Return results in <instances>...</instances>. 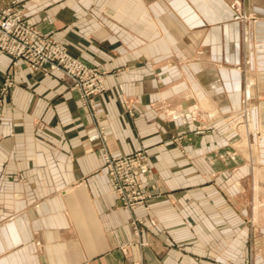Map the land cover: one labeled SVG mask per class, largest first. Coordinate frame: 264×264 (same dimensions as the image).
<instances>
[{
    "label": "crops",
    "instance_id": "0c3cea01",
    "mask_svg": "<svg viewBox=\"0 0 264 264\" xmlns=\"http://www.w3.org/2000/svg\"><path fill=\"white\" fill-rule=\"evenodd\" d=\"M15 1L105 72V147L145 149L142 182L163 195L124 207L69 80L0 52V264H264V0H240L243 22L231 0ZM242 113L251 161L230 128ZM148 216L142 246L131 221Z\"/></svg>",
    "mask_w": 264,
    "mask_h": 264
},
{
    "label": "built area",
    "instance_id": "2783aa9c",
    "mask_svg": "<svg viewBox=\"0 0 264 264\" xmlns=\"http://www.w3.org/2000/svg\"><path fill=\"white\" fill-rule=\"evenodd\" d=\"M230 6L234 9L239 7L234 6L233 3ZM0 52L12 59L23 60L32 69L42 70L43 74L47 76L54 71L62 73L79 89L81 97L86 101L102 89L99 81H96L97 78L91 80L90 83L85 80L90 70L79 60L70 56L53 40L43 38L37 28L23 21L18 11L4 10L1 7ZM100 81L102 82L101 79ZM10 84L9 78L6 77L2 87L3 93L6 92ZM86 104L92 105L91 99ZM95 114L97 113L95 112ZM88 140L100 143L104 170L109 177L111 188L121 204L128 209L138 206L147 208L151 195L144 189L142 182V177L150 171L147 154L135 152L114 155L104 145L105 133L102 128L93 131ZM131 223L133 241L142 246L148 245L146 240L141 239V232L143 227L145 230H149L154 226V220L151 219L148 226H143V219L134 217ZM120 248L124 250L123 246Z\"/></svg>",
    "mask_w": 264,
    "mask_h": 264
},
{
    "label": "rangeland",
    "instance_id": "374dc122",
    "mask_svg": "<svg viewBox=\"0 0 264 264\" xmlns=\"http://www.w3.org/2000/svg\"><path fill=\"white\" fill-rule=\"evenodd\" d=\"M10 3H11V5L10 6H2V5H0V7L2 8V9H4V10H12V11H18L20 14H21V17H22V19H23V21L24 22H26V23H29V22H27L25 19H24V16H23V9L22 8H20V7H18L17 6V4H16V1L15 0H11L10 1ZM234 4V6L235 5H237V6H239V7H237L236 9H234V8H231V6H230V4ZM229 9L231 10V12H232V18H233V20L234 21H237V22H243V21H245V20H247V19H249V18H251L252 17V15H249V14H251V11H249L248 9H246L245 8V6H244V2L243 1H240V0H231L230 2H229ZM235 10H236V12H235ZM29 24H31L34 28H37L38 29V31L40 32V35L43 37V38H47V39H50V40H53V42L54 43H56V44H58L61 48H63L67 53H68V51H67V49L64 47V46H62L61 44H60V42L59 41H57L56 39H54L52 36H50V35H47V34H45V33H43V32H41L40 31V29L37 27V25H35V24H32V23H29ZM69 54V53H68ZM70 56H72L71 54H69ZM74 59H76V60H79L84 66H86V68H88L89 70H90V73H88V75H87V77H86V81H88V83H90L91 82V80H93L94 78H97V80L96 81H99V84L101 85V87H102V89L99 91V92H97L96 94H94L93 96H92V98H90L91 99V101H92V105L91 104H86V102L87 101H89V100H87L86 101V99L85 98H82L81 97V93H80V91H79V89L77 88V87H75V85L72 83V81L68 78V77H66L65 75H63L62 73H60V72H58V71H54V72H52L50 75H52V74H54V73H58V74H60L61 76H63L64 78H66V79H68L69 80V82H70V86H71V88L73 89V90H75L76 92H77V100H78V103H79V105H80V107L85 111V113H86V115H87V117L88 118H90L91 120H92V122H93V131H96L97 129H99V128H102L103 129V132L106 134V132H105V128H104V126L103 125H101L100 124V121L98 120V118H97V114H95V112L97 113V111H98V104H97V100H96V97L97 96H99V95H101V94H103L104 92H105V90H106V88H105V85H104V76H105V72L101 69V68H99L98 66H90V65H87V64H85L83 61H81L79 58H77V57H75V56H72ZM13 60H20V59H13ZM21 61H23V60H21ZM24 62V61H23ZM30 67V66H29ZM31 68V67H30ZM237 68H238V66H237ZM34 70V69H33ZM38 71H40V72H42V70H38ZM43 73V72H42ZM44 76H47V75H45V74H43ZM100 77V79L102 80V82L100 81V79H99V77ZM7 78H9L8 76H6ZM9 80H10V78H9ZM10 82H11V80H10ZM101 82V83H100ZM8 89V88H7ZM5 93H7V90H6V92ZM90 110V111H89ZM94 110V111H93ZM128 112H130L131 113V111L130 110H128ZM240 117H242V121L244 122V123H246V121H245V119H246V116H245V114H241V116ZM240 117H238L237 119H235V120H233V121H230V128L232 129V131H233V134H240L239 133V131H238V129H237V126H239L241 123V121L239 120V118ZM207 130V126L206 125H201V126H199V128H197L196 130H194V133H196V134H199V133H203V132H205ZM92 131V132H93ZM240 136H242V135H240ZM89 137V136H88ZM88 137H87V139H88ZM232 138V137H231ZM246 137H241V142H240V144L241 145H247V144H249V142L247 143H244V139H245ZM105 140H106V136H105ZM105 140H104V145L106 144L105 143ZM90 141V140H89ZM251 141V140H250ZM239 144V145H240ZM250 144H252V141L250 142ZM98 145H100V143L98 142ZM100 148V147H99ZM249 149H251V148H249V145L246 147V150H249ZM100 150H101V148H100ZM101 152H102V150H101ZM135 152H145L146 154H147V156H148V153L146 152V150L145 149H140V150H135V151H133V152H130V153H135ZM129 154V153H128ZM114 155H119V154H114ZM125 155V154H124ZM185 157H186V159H188V160H191L192 159V156H191V154H189V153H186L185 154ZM149 156H148V161H149ZM102 162H103V157H102ZM149 166H150V162H149ZM103 169H104V167H103ZM149 173V172H148ZM144 189H145V186H144ZM148 193H150V191L149 190H147V189H145ZM246 193H248L249 194V192H251L250 191V186H247V190L245 191ZM156 194H150L151 195V198H150V200L152 199V198H155V197H157V196H160V195H163V192H161V191H158V192H155ZM262 193L264 194V185H263V188H262ZM165 196H166V198H169V193H166L165 192ZM150 200H149V202H150ZM150 207V204H149V206L147 207V208H145V207H143L144 209H148ZM142 218V217H141ZM143 219V226H148V224H149V221L152 219V220H154V223H155V225L154 226H152V227H150V229L149 230H145V228L143 227V229H142V232H141V236L144 234V235H146L147 233H148V231L150 232V230H153L156 226H157V220L154 218V217H152V216H148L147 218H142ZM161 232H165V234L168 236V232H167V230L165 229V228H162L161 229ZM264 239V238H263ZM168 240V239H167ZM169 242H171V240H168ZM264 251V250H263Z\"/></svg>",
    "mask_w": 264,
    "mask_h": 264
},
{
    "label": "bare ground",
    "instance_id": "6f19581e",
    "mask_svg": "<svg viewBox=\"0 0 264 264\" xmlns=\"http://www.w3.org/2000/svg\"><path fill=\"white\" fill-rule=\"evenodd\" d=\"M249 15H251V14H249ZM241 121V120H240ZM241 124L239 125V130H240V133H241V135H243L244 137H246L245 139H244V143H246L247 142V134H248V131H250L251 129H253L252 127H251V123L248 121V122H246V123H243V122H240ZM248 143V142H247ZM242 144V143H241ZM240 144V145H241ZM240 149L244 152V154H245V156H246V158L248 159V160H250L251 161V159H252V154H253V151H249V152H247V150H246V148H244V145H241L240 146ZM254 149V148H253ZM260 159H262V160H264V153L262 154V155H260ZM261 177H263L264 178V171H263V173H261Z\"/></svg>",
    "mask_w": 264,
    "mask_h": 264
}]
</instances>
